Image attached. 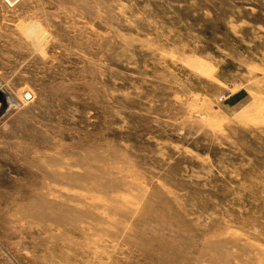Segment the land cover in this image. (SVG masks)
Returning <instances> with one entry per match:
<instances>
[{"label":"rangeland","instance_id":"374dc122","mask_svg":"<svg viewBox=\"0 0 264 264\" xmlns=\"http://www.w3.org/2000/svg\"><path fill=\"white\" fill-rule=\"evenodd\" d=\"M0 100V264H264V0H0Z\"/></svg>","mask_w":264,"mask_h":264},{"label":"bare ground","instance_id":"6f19581e","mask_svg":"<svg viewBox=\"0 0 264 264\" xmlns=\"http://www.w3.org/2000/svg\"><path fill=\"white\" fill-rule=\"evenodd\" d=\"M2 97L4 98L5 96L2 95ZM1 101V100H0ZM3 103V102H2ZM5 104H6V101H5ZM0 108H2V106H0ZM7 108V107H6ZM0 112H2V110H0Z\"/></svg>","mask_w":264,"mask_h":264}]
</instances>
